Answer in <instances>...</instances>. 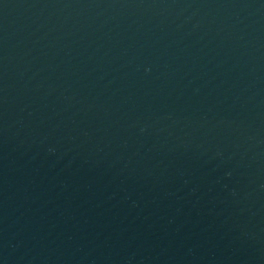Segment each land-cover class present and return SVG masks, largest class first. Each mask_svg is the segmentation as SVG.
I'll use <instances>...</instances> for the list:
<instances>
[{
    "label": "water",
    "instance_id": "obj_1",
    "mask_svg": "<svg viewBox=\"0 0 264 264\" xmlns=\"http://www.w3.org/2000/svg\"><path fill=\"white\" fill-rule=\"evenodd\" d=\"M0 264H264V0H0Z\"/></svg>",
    "mask_w": 264,
    "mask_h": 264
}]
</instances>
